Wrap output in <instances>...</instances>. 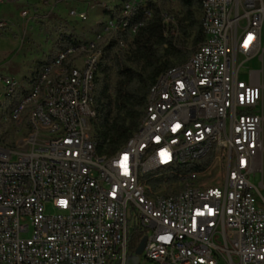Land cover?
Listing matches in <instances>:
<instances>
[{
    "label": "built area",
    "instance_id": "2783aa9c",
    "mask_svg": "<svg viewBox=\"0 0 264 264\" xmlns=\"http://www.w3.org/2000/svg\"><path fill=\"white\" fill-rule=\"evenodd\" d=\"M140 6L121 4L117 31ZM200 6L204 42L157 78L112 154L93 137L107 38L59 50L32 81L0 72V125L17 137L0 136V264H129L131 221L155 264H264V68L246 67L263 62L264 0Z\"/></svg>",
    "mask_w": 264,
    "mask_h": 264
},
{
    "label": "trees",
    "instance_id": "16d2710c",
    "mask_svg": "<svg viewBox=\"0 0 264 264\" xmlns=\"http://www.w3.org/2000/svg\"><path fill=\"white\" fill-rule=\"evenodd\" d=\"M168 1L150 0L147 5L140 6L129 21V28L115 32L102 47V59L95 79L97 118L93 132L101 154L115 153L127 144L140 126L149 90L157 78L186 62L205 40L201 0H178L184 16L176 25L165 23V14L171 15L165 10ZM105 14L113 19L116 16L109 9ZM132 26H137L135 35L129 33ZM195 27L198 31L192 42L194 48L189 51V31ZM121 42H124V47H121ZM81 44L74 36L64 35L58 47L62 50ZM53 57L39 62L38 70L51 64ZM177 180L175 177L168 180L166 195L177 192L171 188ZM143 237L141 231L134 230L129 239L131 254Z\"/></svg>",
    "mask_w": 264,
    "mask_h": 264
},
{
    "label": "rangeland",
    "instance_id": "374dc122",
    "mask_svg": "<svg viewBox=\"0 0 264 264\" xmlns=\"http://www.w3.org/2000/svg\"><path fill=\"white\" fill-rule=\"evenodd\" d=\"M124 1L126 0H14L0 3V21L4 25L0 28V72L20 82H24L25 79L32 81L38 75V63L53 57L60 50L58 44L62 36L72 35L83 44L99 35L103 36V39L110 38L118 30V11ZM132 1L139 5H147L150 0ZM107 9L115 12L114 19L105 14ZM165 10L175 17V24L183 19L184 11L178 3L168 1ZM71 11L84 13L87 21L70 18L68 14ZM197 19H199L198 14ZM111 21L114 23L112 28ZM197 31V27L189 31V51H193L192 42ZM262 48L264 50V25ZM246 67L248 70H262L264 53L263 62L254 59L247 63ZM247 72H243L244 75ZM0 136H4L8 143H12L17 138L12 133L10 123L0 125ZM252 181L259 186L261 177L257 176ZM261 193L264 198V189ZM134 230L140 231L131 221L129 239ZM130 254L129 249V256ZM129 264L134 262L130 261ZM138 264L155 263L141 255ZM219 264L225 263L220 261Z\"/></svg>",
    "mask_w": 264,
    "mask_h": 264
},
{
    "label": "water",
    "instance_id": "95a60500",
    "mask_svg": "<svg viewBox=\"0 0 264 264\" xmlns=\"http://www.w3.org/2000/svg\"><path fill=\"white\" fill-rule=\"evenodd\" d=\"M146 242H147V237L144 236V237L142 238L141 242L139 243V245L137 246L135 252L132 253V254L129 256V262H130V261H133L134 264H138V262H139V257H140L141 255H143V253H144Z\"/></svg>",
    "mask_w": 264,
    "mask_h": 264
}]
</instances>
